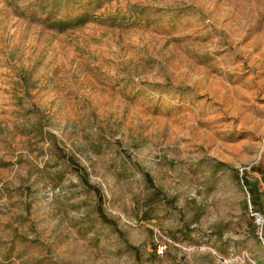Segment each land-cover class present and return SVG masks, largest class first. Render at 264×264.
<instances>
[{
    "label": "rangeland",
    "instance_id": "374dc122",
    "mask_svg": "<svg viewBox=\"0 0 264 264\" xmlns=\"http://www.w3.org/2000/svg\"><path fill=\"white\" fill-rule=\"evenodd\" d=\"M243 171L264 0H0V264H264Z\"/></svg>",
    "mask_w": 264,
    "mask_h": 264
},
{
    "label": "trees",
    "instance_id": "16d2710c",
    "mask_svg": "<svg viewBox=\"0 0 264 264\" xmlns=\"http://www.w3.org/2000/svg\"><path fill=\"white\" fill-rule=\"evenodd\" d=\"M88 19L87 15H82L74 20H68V21H60L57 22L60 27H67L71 23L77 24V23H83ZM242 183V186L246 189L247 193L249 194V200L250 204L253 206L254 212L259 214H264V210H262L261 200L260 196L261 193L258 190V185L256 180H252L248 177L247 173L245 171L242 172V176L239 180ZM93 191L96 194L97 197V212L99 214V217L101 220L107 221L106 216L102 212V196L101 192L98 188L93 187Z\"/></svg>",
    "mask_w": 264,
    "mask_h": 264
},
{
    "label": "water",
    "instance_id": "95a60500",
    "mask_svg": "<svg viewBox=\"0 0 264 264\" xmlns=\"http://www.w3.org/2000/svg\"><path fill=\"white\" fill-rule=\"evenodd\" d=\"M256 216H257L258 221H260V217L258 215H256Z\"/></svg>",
    "mask_w": 264,
    "mask_h": 264
}]
</instances>
